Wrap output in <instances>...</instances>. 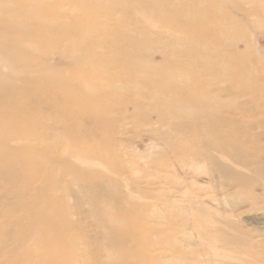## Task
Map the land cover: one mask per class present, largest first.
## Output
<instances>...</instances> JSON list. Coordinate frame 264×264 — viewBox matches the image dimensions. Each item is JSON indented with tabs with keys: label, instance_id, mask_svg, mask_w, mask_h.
<instances>
[{
	"label": "rangeland",
	"instance_id": "1",
	"mask_svg": "<svg viewBox=\"0 0 264 264\" xmlns=\"http://www.w3.org/2000/svg\"><path fill=\"white\" fill-rule=\"evenodd\" d=\"M44 1L61 9L54 19L68 15L83 21L71 25V38L50 35L62 45L59 50H51V38L42 37L41 51L29 57L7 49L0 77L10 72L3 63L27 61L41 73H62L77 87L73 92L60 86L50 96V102L62 101L59 108L31 111L36 125L25 127L37 132L29 147L57 143L43 151L75 165L67 173L38 160L25 163L36 165L37 178L45 176L33 187L77 212L70 233L91 245L80 240L75 261L93 264L97 254L105 263L102 225H109L103 213L109 203L138 213L132 232L149 221L158 227L153 238L169 235L168 249L150 253L169 256L157 264H264V0ZM10 2L30 1L0 0ZM163 5L172 9L165 18L156 10ZM180 21L198 27L200 38L184 37L185 28L176 27ZM81 45L87 46L83 52ZM77 51L81 59L74 63ZM145 68L151 74L142 75ZM74 96H92L88 108L101 109L109 126L104 129L69 103ZM72 110L86 128L75 136L91 155L83 160L67 154L62 139L69 130L63 114ZM27 129L17 138H25ZM22 185L8 188L0 180V239L12 244L2 246L7 249L15 247L12 219L25 215L26 205L14 203ZM22 223L30 225L26 219Z\"/></svg>",
	"mask_w": 264,
	"mask_h": 264
},
{
	"label": "bare ground",
	"instance_id": "2",
	"mask_svg": "<svg viewBox=\"0 0 264 264\" xmlns=\"http://www.w3.org/2000/svg\"><path fill=\"white\" fill-rule=\"evenodd\" d=\"M9 1L11 0H7V2ZM29 1L30 2L27 4L22 3L23 5H17L12 2L0 4V58L7 49H12L20 55L29 57V53L32 51L40 50V46L43 44L38 41L41 37L44 39L51 38V44L54 48L51 50H59L62 48V45L57 42V37L55 38L50 35L59 33L62 39L71 38L74 36V29L71 28V25L76 23V21H83V17L75 20L68 15L62 16L63 18L60 19V21L56 20L54 16L58 13H62L61 9L58 10L57 7L45 3L44 0ZM237 7L241 11H244L240 3ZM156 10H158L160 17L165 18L172 9L170 6L163 5L157 7ZM196 16H198L196 12L191 14V17L196 18ZM144 18L151 23L153 22V20L146 15ZM176 27L185 28L183 29L186 31L183 33L184 37L195 40L200 38V29L196 26L186 25V23L180 21L177 23ZM171 29H173V27H171ZM86 32L88 33H85V35L89 37L94 34V31ZM26 41L29 43L28 45L23 44V42L26 43ZM86 48V45L80 46L82 52ZM79 55L77 51L74 55L75 57L72 59L74 63L80 61L81 58ZM206 63L208 64L207 66H212L211 60H207ZM2 66L3 69H9L10 72L2 74L0 77V180L8 188H14L16 184H23L19 190L22 193H15L14 203L26 205V209L23 217L20 219H12V223H14L13 227H15V236L13 238L15 239L13 241L15 247L7 249V247L12 246V244L9 243L8 245V240L4 242L0 239V250H3V252L0 251V264H78L75 258L77 259L80 254L79 241L81 240L83 243L89 244V247L91 244L90 241L88 243V239L85 240L83 237L78 240L77 236L70 233V230H73L77 225L72 221V217L77 212H72L68 204L61 201V199L57 201L52 196L46 197L41 194L42 188L38 186L33 187L32 185L35 180H45V176L37 178L36 165L34 164L28 167L27 164H25L26 162L38 160L49 166H62L67 173L75 169V165L60 161V157L56 155V153H52L51 156H48L45 151H43L56 148L57 143H53L52 145L47 144L46 146L34 145L29 147V138L36 136L37 132L25 127L27 122L32 121V125H36L34 124V122L36 123L34 117L28 116V114H31V111L35 109L41 111L48 108L56 110L59 108L62 101L57 100L50 102V96H56L57 89L60 86H65V88L73 92L77 91V87L72 84L68 85L62 73L58 72L57 74L53 73L51 75L41 73L34 64L29 65L27 61L26 63L7 62L3 63ZM151 67L153 68V66ZM147 70H151V68H145L142 71V75L147 76L151 74L150 71ZM74 77H76V74ZM171 82L173 83L174 81ZM35 88H37V91L34 90ZM29 89L32 90L28 92ZM17 90H20L23 95L18 94ZM90 97L92 96H74V98L68 102L76 103L79 107L85 109L91 115V119L98 124L101 123L103 128L108 127L110 118L103 117L99 113L101 109L94 106L88 108V106L91 105ZM19 102L21 103L20 106H18V104H20ZM174 109H176V107H174ZM77 117V113L73 110L69 114L66 112L63 114L64 122L68 124L69 130L62 135V139L63 143L67 146V154H72L71 156L82 158L83 160L85 156L89 158L91 155L89 154L90 156H88L86 150L80 148V142L75 141V136L83 135L86 130L85 127L79 126ZM216 122L221 124L219 119ZM201 128L204 130L205 126L201 125ZM22 129H27L23 134L26 137L17 138ZM87 143L88 142H86V144ZM105 144L107 145L108 143L106 142ZM63 153L64 155L66 154L65 152ZM86 168L84 171H87ZM89 170L92 175L93 168ZM85 174L88 178L90 177L89 172H85ZM66 176L70 175L66 174ZM30 192H32V194H30ZM33 192L35 193L33 194ZM24 195H26L27 198H25ZM35 199H37V202L32 206ZM127 200L130 201L131 199L127 198ZM22 202H24V204ZM3 206L4 205H1V207ZM4 207H6V205ZM103 213L105 218L109 221V225H102V235L106 238L107 242V256L105 257L106 261L104 260V264H140L147 258L146 264H157L159 259L164 257L165 260V258L169 257H165L166 254L163 257L158 254L154 257L150 255L151 252L154 250L157 251L162 248V246L163 249H168L172 245V241L168 234V238L166 235L164 237L161 236V239L156 236V239L153 238L157 233V224H150L148 221L146 225L143 223L141 226L137 227L138 230L134 233L130 229L136 228V223L131 220H136L139 217L138 213L131 210V208L116 209L114 205L107 203ZM3 219L6 220L5 218ZM25 219L30 223L29 226L22 223ZM4 245L8 246L2 247ZM89 253L92 254L94 252L90 251ZM93 257L96 258L95 261L93 260V264H100V259H98L99 256L95 254ZM167 261L168 260H166V263Z\"/></svg>",
	"mask_w": 264,
	"mask_h": 264
}]
</instances>
